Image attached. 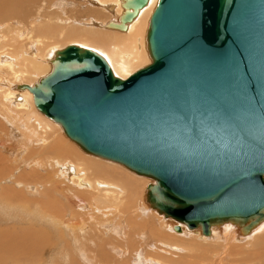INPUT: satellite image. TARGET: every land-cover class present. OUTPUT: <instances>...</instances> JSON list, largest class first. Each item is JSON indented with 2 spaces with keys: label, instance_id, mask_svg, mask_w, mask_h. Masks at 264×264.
Returning <instances> with one entry per match:
<instances>
[{
  "label": "water",
  "instance_id": "95a60500",
  "mask_svg": "<svg viewBox=\"0 0 264 264\" xmlns=\"http://www.w3.org/2000/svg\"><path fill=\"white\" fill-rule=\"evenodd\" d=\"M147 3L126 0L109 26ZM145 37L151 63L125 79L67 45L20 88L83 152L152 179L159 213L247 234L264 221V0H158Z\"/></svg>",
  "mask_w": 264,
  "mask_h": 264
},
{
  "label": "bare ground",
  "instance_id": "6f19581e",
  "mask_svg": "<svg viewBox=\"0 0 264 264\" xmlns=\"http://www.w3.org/2000/svg\"><path fill=\"white\" fill-rule=\"evenodd\" d=\"M82 1L87 2V9H84L86 11H82L79 9L76 10V5H75L74 11L75 12L77 11L76 12L77 14L79 15L81 13L82 14H86V13L93 14V11H95V12H98V14H100L101 16L95 13V15L92 16V18L95 21H92V19L87 18L90 16H87V17L85 16L86 18L84 16L82 18L81 17H68L66 15L68 12L67 13L64 12V14L61 13L60 11L55 12L53 11V7L52 8L49 7L50 4L52 3L55 4V7L57 8L61 7L62 5L63 6L65 5L67 7L69 6L68 4L71 2L69 0H0V81H1L0 82V114L2 115L1 118L2 119L6 118L7 121L8 120L10 121L9 123L11 125H16V127L17 126L20 127V129L19 128L18 129L22 133V136L25 138V139L21 138L22 140H27L29 143L35 142L36 145L39 144L43 148L46 144L50 142V141L47 142V140L51 139V137L47 139L46 137L44 138L43 136H41L42 133L40 134V137L34 133L33 136L36 137L35 141L33 140L34 137L33 139H30L31 137L30 129H32L31 125L35 124L37 129L43 130L44 134L48 136L50 133L52 134V130L56 131L55 129H57L59 125L56 126L58 123L55 124L56 122L54 123L53 120L49 119L45 115L43 117L39 111L38 113L34 108L32 93H30L27 89H21L19 87L21 85H28L32 87L33 83L31 81L29 82V84H27L26 82H28L30 79H35V80L40 79L41 76L50 72L52 68V60L55 57V52L58 51L59 49V46H57L59 45L58 42L57 43L51 42V39L52 40L58 39V40H65V41L69 39L68 41L69 45H77L85 49H91L99 53L106 59L113 73L121 79H125L126 77L131 75V73L135 72L136 69H138L139 67L141 68V66H145L151 63V60L148 55L147 47H146V41H145L146 37L145 36H146V30L148 27L147 25H148L150 16L154 8L156 7L158 0H148V3L139 10L136 17H134L131 21H128L125 23L126 25L125 30L112 28L109 25L111 24L120 25L121 24L120 17L125 11L123 4L126 0H82ZM46 3L48 4V6H45L42 9V5L43 4L45 5ZM92 5H95L96 8H93ZM58 13L63 15L62 18L58 16ZM84 19L88 20V24L91 25V28L89 27L87 29L86 27H84L82 29H78L77 25H79L78 27L85 26L84 25L85 23L81 22V21H84ZM110 28H112L111 31H109ZM109 39L111 40V42L110 41L108 42ZM1 77H4V78H1ZM7 79L8 80L10 79V81L13 82L11 86L13 85L15 87L12 86L11 87L12 89L10 87L5 88L3 85L8 82ZM21 129H23V131ZM16 131L18 132V130ZM11 133L14 135V133L16 132L15 130L12 129ZM62 139L63 137L62 138L60 137V142L56 141L58 150L55 151V153L59 151H63V153L61 152L62 154L59 155V157L56 159L57 163H60L62 166L60 177H62L63 181L66 182L71 187H75L76 189H81V190L82 189L88 190L86 192L84 191V194L87 196V199L91 200L93 198L91 202L89 201L90 202L89 204L93 205L92 213H94V211H96L97 213L101 211L102 212H112L113 211L114 214H117L115 213V211L116 209H119V208L121 209L123 208L124 210H127V211L132 210V209L136 211H140L139 210L140 204H137L138 201H136L137 196L139 195V190H138L139 185H137L138 181L133 179V177L135 176H132L127 172L126 169L128 168L122 165L123 167L126 168L125 170H123L122 168H118V166H112L110 164H102L92 159H86L84 158L85 156L83 154H80L79 151L75 150V148H73L72 145L69 144V146L67 147L66 145L68 144V142L64 143L65 139L64 140ZM52 144L53 143H51V145ZM63 147H66V148H63ZM53 149L56 150L55 148ZM72 149L75 151V153ZM66 155L69 157L62 160V158ZM53 158L55 159V157ZM49 162L52 163L53 161L52 162L49 161ZM2 168L3 167L0 166V171H3ZM128 170L131 171L130 169ZM134 174L137 176H142L136 173ZM18 177L21 178V176H18ZM0 180H1V177H0ZM61 187L63 188V186ZM6 188L7 187L0 188V194H1L0 196L2 197L1 201H3V199L6 200V198L2 194L8 195L11 198L12 194L14 193V191L12 192L10 191V189H13V187L10 189L8 188L6 189ZM62 188L61 190H63ZM8 190H9V193H7ZM71 190L72 189H70L69 191ZM91 191H94L95 194H91L90 193ZM145 192H146L145 194L147 195V187H146ZM67 193L68 192H66V194ZM24 196L25 194L22 193V198L20 200H23ZM145 198L146 196H143L142 200ZM87 199L85 200L87 201ZM142 200L141 202H143ZM86 205H88V203ZM148 205L152 209H154L150 205V203H148ZM90 210L92 211L91 208ZM154 210L157 211V212L155 211L156 213L161 214L159 213L157 209H154ZM123 212L121 211V213ZM85 213H86V210H85ZM125 215H127V213ZM134 215H137V214H134ZM163 216L165 217V220L166 218L171 219L177 224L175 226H178L180 229L177 232L179 233L183 232V228H184L183 226L185 225L183 222H177L172 217H168L165 215ZM71 218H73V216ZM126 218L129 219L130 217L127 216ZM131 218L130 220H132ZM106 219L111 220L109 218H106ZM43 220L44 218L39 219L37 217H33L32 222H34V224L38 226L36 228L35 227H31V228L25 227V225H27V222L21 217L0 220V225H3L5 227L8 224H10V222L12 221L17 222L19 226V231H10L8 228H5V227L3 228L4 230L0 229V264H19L20 262H23L22 259L27 258V246L35 245L34 247H28L30 248L28 250H30L31 254L34 255V251H36L35 248H38L39 246L38 244L39 239H41L42 236L46 233V231L43 229V227L45 226L40 227L38 225L40 223L45 222ZM112 220L115 221V219H112ZM99 222L94 223V224L100 225ZM101 222H103V220ZM116 223H119V222H116ZM130 223L131 221L128 224L122 223L118 227L114 226L113 229L116 230L117 232H122V227L128 228L130 227ZM53 224L55 225L60 224L61 226L64 225V223H58V221H53ZM132 224L134 225L133 222ZM136 224L137 223H135V225ZM158 224L160 225V223ZM92 225L91 226L87 225V226L89 229H91L90 227H92V230H93L94 225L93 226ZM135 225L133 226L134 229L135 227H137ZM140 228L141 230H143L142 227ZM145 228L147 227L145 226ZM160 229L161 230H159V233L157 234V236H161V238L162 237L163 238L161 239L160 237H158L159 239L157 240V242H155L157 243L155 244V248L157 249L158 247L159 251L161 252L160 256L158 254L159 252L158 253L156 252L155 255H152L149 257L148 255H145L148 258H143L139 256L138 258H135L134 261L137 260V263L139 264H160L159 261L157 260H161L163 263L166 257L170 256L171 258L169 259H172L173 258L172 255H175V254L177 255L182 254L184 255V257H188L190 259L194 256H191L190 254H188L189 255L188 256L186 253H190V251L195 250L197 251V253L200 251L198 254L195 252L197 254L195 258L197 257L199 264H205L204 263L205 260L208 262V264H220L221 262L224 261V259L223 260L221 259L223 257L224 258L225 257L234 258L236 256L238 258L237 255L244 248L243 247L242 249H238L240 248L239 242L242 243V241H245V240H247L245 242H248L249 240H252L253 242V240H255L256 244L254 243L252 250L249 251V252L251 251L252 252L250 254L249 252H247L250 256H248L247 253H244L245 251L241 252V255L242 253L246 254L245 256H248L247 262H250V263L252 262L251 264H264V236L261 238L259 237L260 240L258 241L260 242H257L258 238H256L260 235V233H264V231L262 232V229H264V225L260 226L259 224L253 230H251L252 233L255 230H257L256 233L260 232L259 234L258 233L254 234L256 237H252L253 234H251V232H248L247 234H245L243 231L242 232L239 231L240 229L239 228L237 229L231 223H223V224H219L216 226H212L209 235L201 234L200 226H198L196 229H192V228L189 229L187 227V229H189L188 231L194 230V231H191V233L187 234V236L190 238V240L187 241V244L186 243L179 244L177 242L173 243L175 240H179L180 236L172 234L171 236H172V239H174L173 241L171 240L170 235L164 232L165 230L162 231V228ZM61 231L62 229H59V234H60V235L58 234L59 237L62 236ZM139 231L140 230H138V232ZM93 234L95 235V237L98 235V234L96 235L95 232ZM128 234L130 233L128 232ZM150 234L152 235V233ZM131 235L133 234L131 233ZM120 236L121 234L118 235V237ZM192 237L198 238L197 241L199 242L201 241V243H197L195 240H192ZM46 238L44 239L48 240V237ZM102 240L103 239H99L100 241L99 243L102 244L101 242ZM207 240H210V241L213 240V242H215L217 246H212V245L209 247L204 246L205 247L204 250L203 249L196 250L197 246L203 245L202 241L204 242L206 241L207 243L208 242ZM30 242H34V243L27 244ZM42 246L45 247V245H42ZM101 246L102 245H100V247ZM100 247L98 246V248ZM69 250H71V252H68V253H72L71 247ZM100 253H103V252H100ZM39 254L42 255V253H39ZM216 257H217V260L215 259ZM38 258H41V257L39 256ZM29 261L32 262L31 260ZM237 261L239 264L247 263L245 261L243 262V260L239 262L238 259L235 262ZM95 262H97V260ZM188 264H191V263H188ZM195 264L197 263L195 262Z\"/></svg>",
  "mask_w": 264,
  "mask_h": 264
},
{
  "label": "rangeland",
  "instance_id": "374dc122",
  "mask_svg": "<svg viewBox=\"0 0 264 264\" xmlns=\"http://www.w3.org/2000/svg\"><path fill=\"white\" fill-rule=\"evenodd\" d=\"M69 1H71V2L68 4L69 6H67V7L65 5L64 6L62 5L61 7L57 8V7H55V4H53V3L50 4L49 7H51V8L53 7V11H55V12L60 11L63 14H64V12H66V13L68 12L66 14L68 17H81L82 18L83 16L84 17L90 16L87 18H90V19H92V21H95L92 18V16H94L95 13L97 15L101 16L100 14H98V12H95V11H93V14H87V13L82 14L81 13L79 15L76 13L77 11L76 12L74 11L75 5H76V10L79 9L82 11H86L84 9H87V2L86 1L83 2L82 0H69ZM45 6H48V4L47 3L45 5L43 4L42 9ZM92 7L96 8L95 5H92ZM69 13H71L72 15ZM58 16L60 18H62L63 15L58 13ZM81 22L85 23L84 24L85 26L78 27L79 25H77L78 29H82L84 27H86L87 29L89 27L91 28V25L88 24L87 19H84V21H81ZM111 30H112V28L109 29V31H111ZM55 40L56 39H53V40L51 39V42H56V43L58 42V44H59V45H57V46H59L58 50L69 45L68 44L69 39L67 41L58 40V39L56 41ZM109 41L111 42L110 39L108 40V42ZM145 41H146V39H145ZM141 67H143V66H141ZM47 74H44L43 76H41L40 79L43 78L44 76H46ZM1 78H4V77H1ZM40 79H36V80L30 79L26 83L29 84V82L31 81L34 85L35 82L37 83ZM7 81L8 82L6 84H4L3 86L5 88H9V87L11 88L13 86V85L11 86V84H13V82H11L10 79L9 80L7 79ZM32 83H30V84H32ZM13 87H15V86H13ZM34 108L38 112L35 105H34ZM41 115L44 117V115L42 113H41ZM1 117H2V115L0 114V166L3 167L2 169L4 172L0 171V177H1L0 188L1 187H7L8 189H10L13 187L14 190L10 189V191L11 192L14 191V193L12 194L11 198L8 195L2 194L6 198V200L3 199V201H1L2 197L0 196V220L1 219H13V218L21 217L27 222V225H25V227H27V228L38 227L37 225L34 224V222H32L33 217H37L39 219L44 218L43 221H45L43 223L38 224L40 227L45 226V227H43V229L46 231V233L42 236L41 239H39V243H38L39 246H38V248H35L36 251H34V255L31 254V251L28 250L30 248H28V247H34L35 245L27 246V258H23L22 259L23 262H20L19 264H36V263L37 264L38 263L39 264H76V263L77 264H136L137 260L134 261V259L138 258L139 256H141L143 258H148L149 256L155 255L156 252L157 253L159 252L158 254L160 256L161 252L159 251L158 247H157V249L155 248V244H157L155 242H157V240L159 239L158 237L161 238V236H157V234L159 233V230H161L160 228H162V231L165 230L164 232L169 234L171 237V240H173V241H174V239H172V236H171L172 234L180 236L179 240H175L174 242L171 241L173 243L177 242L179 244H182V243L187 244V241L190 240V238L187 236V234L191 233V231H194V230L188 231L189 229H187V227L184 225L182 233L175 231L174 226L177 224L174 221H172L171 219H167V218L165 220V217L162 214L156 213L157 211L152 209L148 205L146 198L142 200L143 196H146L145 191H146L147 185L150 183H153V180H150L146 177L137 176L133 172L129 171L128 169H126L125 167H123L120 164H117V163H114V162H111L108 160H104V159H101L99 157L89 155L88 153L83 152L74 142H72L69 138H67L64 135L63 130H61L62 129L61 126L55 122L54 123L57 124L56 126L59 125V127H57V129H55L56 131L52 130V134L50 133L51 135L49 134V136L44 134L43 130L37 129L35 124L31 125L32 129H30L31 130L30 139H33L34 133L39 137H40V134L42 133L41 136H43L44 138L46 137L47 139L51 137V139L47 140V142H49V141L50 142L48 144H46L43 148L39 144L36 145L35 142L29 143L27 140H22L21 138H23V139H25V138L22 136V133L19 130L20 127L19 126L16 127V125H11L9 123L10 122L9 120L7 121L6 118L2 119ZM6 122H7V124H6ZM12 129L15 130V132H16V133H14V135L11 133ZM33 129H35V130H33ZM16 130H18V132ZM21 130L23 131V129H21ZM17 133H19V134H17ZM20 134H21V136H20ZM60 137L61 138L63 137L62 140H64V139L66 140V141L64 140V143L68 142V144L66 145L67 147L69 146V144L72 145L73 148H75V150L79 151L80 154H83L85 156L84 158L92 159V160H95V161L102 163V164H110L112 166H118V168H122L123 170L126 169L130 175L135 176V177H133V179L137 180L138 181V182L136 181L137 185H139L138 190H139L140 196L139 195L137 196L136 201H138L137 204H140V207H139L140 211H136L134 209L127 211V210H124L123 208H122L123 210L121 208H119V209H116V211H115V213H117V214H114L113 211L112 212H102L101 211L99 213L94 211V213H92L93 212V208H92L93 205L92 204L90 205L89 203L91 202V200H93V198L91 200L87 199V196L84 194V191L86 192L88 190H84V189L81 190V189H76L75 187H71L66 182L63 181L62 177H60L62 166L60 163H57L56 159L59 157V155H61L63 153V151H59V152L55 153V151L58 150V146L56 144V141L60 142ZM35 139H36V137H34L33 140L35 141ZM62 140H61V142H62ZM25 141H26V143H25ZM51 143H53V144L51 145ZM49 148H51V149H49ZM53 148H55L56 150H54ZM63 148H66V147H63ZM50 150L51 151L54 150V151L51 152ZM74 153H75V151H74ZM53 157H55V159ZM67 157H69V156H67V155L64 156L62 158V160L66 159ZM49 161H51V162L53 161L52 162L53 164L50 163ZM18 176H21V178ZM22 176H23V178H22ZM61 186H63V188ZM61 188L63 190H61ZM70 189H72V190L69 191ZM77 190L78 191L80 190V191L78 192ZM66 192H68V193L66 194ZM7 193H9V190ZM22 193H24L25 196L23 197V200H20L22 198ZM70 193H72V194H70ZM90 193L95 194L94 191H91ZM140 193H142V194H140ZM68 194H70V195H68ZM85 199H87L88 202ZM141 200L143 202H141ZM85 202H87L89 206L86 205L87 203H85ZM142 203H144V204H142ZM86 207H88V208H86ZM90 208L92 209V211L90 210ZM85 210H86L87 214L85 213ZM73 211H75V212H73ZM121 211L122 212L124 211L125 213L123 212L124 213L123 214V213H121ZM135 212H137V213H135ZM111 213H112V215H111ZM126 213H127V215H125ZM141 213H142V215H141ZM146 213H147V215H146ZM109 214H110V216H109ZM130 214H132L133 216ZM134 214H137L138 216L134 215ZM114 215L117 217H115ZM124 215L126 217L127 216L130 218L132 217L131 218L132 220H130V218L127 219ZM72 216H73V218H71ZM87 216H89V217H87ZM133 217H135V218H133ZM106 218H109L111 220H108ZM95 219L96 220L98 219V220L96 221ZM112 219H115V221H113ZM102 220H103V222H101ZM53 221H58V223H64V225L63 226H61L60 224L55 225V224H53ZM88 221H90V222H88ZM128 221L129 222L131 221L130 227H128V228L122 227V232H117L116 230L113 229L114 226L118 227L122 223L128 224L129 223ZM98 222L100 223V225L94 224V223H98ZM116 222H119V223H116ZM132 222L134 223V225H135V223L138 224V225L137 224L135 225V226H137V227H135V229L133 227L134 225L132 224ZM110 223H112V224H110ZM153 223L155 224V226ZM158 223H160V225ZM87 225L88 226L92 225L94 229L92 230V227H90L91 229H89ZM139 225H140V227H142L143 230H141ZM262 225H264V222L260 223V226H262ZM7 226L5 227L3 225H0V229L4 230L3 228L5 227V228H8L10 231H19L18 223L15 221L10 222V224H8ZM145 226L147 228H145ZM162 226H164V227H162ZM11 228H13V229H11ZM59 229H62V231H61L62 236H60V237L58 236ZM95 230H97V231H95ZM138 230H140L139 231L140 233L138 232ZM47 231H49V232H47ZM136 231H137V233H136ZM256 231L257 230H255L253 233L250 231L251 234H253L252 237H256L254 234L260 233V232L256 233ZM263 231H264V229H262V232ZM94 232L96 233V235L98 234L97 235L98 237L97 236L95 237V235L93 234ZM128 232L130 234H128ZM131 233L133 235H131ZM150 233H152V235L153 234H155V235L152 236ZM119 234H121L120 237H118ZM201 234H202V232H201ZM263 236H264V233H260V235L258 237H256V238H258L257 242H260V241H258V240H260L259 237L261 238ZM46 237H48V240L49 239L50 240L49 241L45 240L44 238H46ZM99 239H103L101 241L102 244L99 243L100 242ZM192 240H195L197 243H201V241L200 242L197 241L198 238H196V237H192ZM181 241H183V242H181ZM207 241H208L207 243H206V241L205 242L202 241L203 247L197 246L196 250H199V249L204 250L205 249L204 246H206V247H209L211 245L217 246V244L215 242H213V240L212 241L207 240ZM245 241H247V240H245ZM245 241H242V243L239 242L240 248H238V249H242L244 247L243 250H241V252L245 251L244 253H247L250 250H252V247H253V244L255 243V240H253V242H252V240H249L248 242H245ZM33 243L34 242H30L27 244H33ZM218 244H219V242H218ZM42 245H45V247ZM97 245L99 247H100V245H102V246L100 248H98ZM114 245H115V247H114ZM69 246L72 249V253H68V252H71V250H69L70 249ZM113 247H114V249H113ZM42 248H44V249H42ZM152 249H154V250H152ZM101 250H103V251H101ZM193 251H190V253H186L187 255L190 254L191 256H194L190 259L188 257H184V255H182V254H178V255L175 254V255H172V257H173L172 259H169L171 257L168 255L169 257L165 258L166 262L164 261L162 263L161 260H157V261H159L160 264L161 263L162 264H188V263L195 264V262L197 264H199L198 259H197V257L195 258V256L200 251L198 253L195 250H193ZM100 252H103V253H100ZM241 252L237 255L238 258L236 256L234 258L231 257L232 259L229 257L221 258L222 260L224 259V261L223 262L220 261L221 262L220 264H239L238 261L235 262L237 259L239 260V262L241 260H243V262L244 261L247 262L248 261L247 257L250 256L249 254L252 251L249 252V254L247 253L248 256H245L246 254H244V253H242V255H241ZM39 253H42L43 256ZM145 255H148V257ZM213 255H214V253H213ZM39 256L41 258H38ZM215 259L217 260V257ZM234 259H235V261H234ZM29 260H31L32 262H30ZM96 260H97V262H95ZM186 260L188 261V263ZM192 260H194V261H192ZM204 263L208 264V262L206 260L204 261ZM251 263L247 262V263H243V264H251ZM137 264H139V263H137Z\"/></svg>",
  "mask_w": 264,
  "mask_h": 264
}]
</instances>
